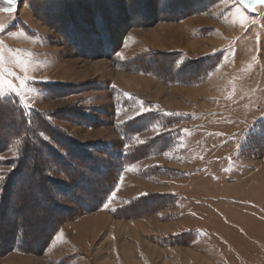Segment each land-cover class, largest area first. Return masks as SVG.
<instances>
[{"label":"rangeland","instance_id":"rangeland-1","mask_svg":"<svg viewBox=\"0 0 264 264\" xmlns=\"http://www.w3.org/2000/svg\"><path fill=\"white\" fill-rule=\"evenodd\" d=\"M168 4L0 1V98L19 100L7 81L34 77L24 92L30 129L72 160L42 161L44 187L70 210L40 207L25 187L9 193L8 208L0 202V264H264V151H241L264 129L252 126L264 119V4ZM20 137L0 149V184L19 160ZM162 139L174 146L161 153ZM150 164L152 176L140 175ZM80 173L77 186L67 179ZM73 191L95 204L107 194L87 212ZM141 194L149 196L133 202ZM18 229L30 246H9Z\"/></svg>","mask_w":264,"mask_h":264},{"label":"trees","instance_id":"trees-1","mask_svg":"<svg viewBox=\"0 0 264 264\" xmlns=\"http://www.w3.org/2000/svg\"><path fill=\"white\" fill-rule=\"evenodd\" d=\"M108 39V38H107ZM218 62L216 63L217 66ZM215 66V67H216ZM183 69L182 66L178 67L176 69L177 72H182L183 73ZM182 70V71H181ZM177 75V73H175ZM0 106L3 107L2 112H3V121L5 125V127L3 128V131L1 133V138H0V149H2L5 145V143L9 140L7 138H9L10 136H15L16 138L20 137V139H12V140H17L19 143H21V151L20 154L18 155V161L16 162L15 166L13 167V169L4 174L3 179L1 182V190H0V202L2 205V208H8V204L9 202L13 199V197H11V195L9 193H13L15 194L16 191L20 190L22 191V187H25V189L28 192V195L31 197V199H36V201L38 202L39 206L43 207V206H51L52 208H62L65 210H70L69 207H64L62 206L63 204L56 202L55 198H53L54 196H51V193H49L47 191V189L44 187L45 186V182L48 179V176H46L43 172V163L46 161L48 162V158L47 156H51V160H55L58 164H64V166L67 164H71L72 160H70L69 156L67 159L64 158L66 155V152H64L63 154L59 153L57 151V149H55V147H53L46 139H38V135L37 133L30 129L31 125H32V119L29 117V111L25 110L23 108V106L21 105V103L19 102L18 99L13 98V97H3L0 98ZM1 108V107H0ZM164 111H167L168 113H172L171 110L165 109L163 108ZM141 116L143 115H139L138 117L142 118ZM135 120V119H134ZM25 121L29 122V126H26ZM264 119L258 118L255 123H253L252 126H254L255 128H257L258 126H261V122H263ZM253 129V128H252ZM254 130H250V132H252ZM259 132V131H258ZM31 135L34 137L32 138ZM148 140L146 143L150 142H155L156 139H146ZM173 139H162V143H161V153L168 150L170 147L174 146V142L172 141ZM63 142L65 144V146H67V148H69L71 151L76 150V152L78 153H82L84 156V158H86L87 156V151L86 149H84V146L82 145H78L77 143L73 142V141H69V139H62L58 140ZM245 142V141H244ZM62 144V143H61ZM259 145V146H258ZM248 147H252L254 149H258L257 153L260 154L261 152L264 151V129L260 130L258 137L253 136V139H246V143L243 144L241 151H246V149ZM150 149V148H149ZM67 150V149H66ZM152 147H151V151H152ZM149 151V152H151ZM149 152H147V156L150 157L151 154H154L155 152L153 151V153L148 154ZM65 154V155H64ZM139 158H135L134 160L132 159L131 161H135ZM69 160V161H68ZM92 160V159H91ZM44 161V162H42ZM96 161H100L99 159H97ZM41 162V163H40ZM91 163L94 162V160L90 161ZM89 164L88 166H85L87 171H96V169L94 168L93 164ZM46 164V163H45ZM156 165L147 167L145 169H142L139 173L140 175H144L146 177L152 176L153 170L156 168ZM104 167L106 168V165H98L99 171H104ZM110 166L107 168L109 169ZM98 171V170H97ZM67 179L73 183L75 186H77V184H75L74 182H81L83 181V174L80 173V175L75 179L70 177L69 175H66ZM59 186H62V189L66 188V192H64L63 194L67 197H69V194L71 192V188L68 189V186L65 185V183H60ZM64 186V187H63ZM80 187V186H79ZM81 189V188H80ZM109 189V185L106 184L105 185V189L103 190H108ZM64 191V190H62ZM84 191V188L83 190ZM59 193V192H57ZM73 193H75L73 191ZM72 193V194H73ZM9 194V195H8ZM79 194H81L79 192ZM78 193H75V198H76V204H74L76 207H82L85 210L89 211H94L97 209H100L101 206H99L98 204H102L105 200L104 197H100L101 199H98L99 196L98 195H103V191L98 192L96 198L92 197V199L94 200H98V202L95 203H90L87 202L86 200H84L82 197L80 199ZM107 194V192L104 193L103 196H105ZM8 195V197H7ZM15 196V195H14ZM79 196V197H78ZM149 194H141L138 197L133 198V202L139 200L142 202V198L144 197H148ZM12 198V199H11ZM51 199V203L50 202ZM128 203H131V201L127 202V204L123 205L124 207H117L114 212H118L120 209L125 208ZM51 204V205H50ZM130 205V204H129ZM74 206V207H75ZM12 209L10 217L11 220H15V218L17 217V214L15 211ZM3 216V215H2ZM16 227H14V229L16 230ZM16 233V235H15ZM12 234H14V238L12 237V240L9 241V246L11 248H16V249H20L23 246H30L27 242H26V236H25V230L23 229H18L17 231L13 232ZM3 236V237H2ZM13 236V235H12ZM38 236V235H37ZM36 236V237H37ZM1 237L4 239V241L6 240L5 235H1ZM35 241V240H34ZM25 243V245H24ZM27 244V245H26ZM32 245V243H31Z\"/></svg>","mask_w":264,"mask_h":264},{"label":"snow or ice","instance_id":"snow-or-ice-1","mask_svg":"<svg viewBox=\"0 0 264 264\" xmlns=\"http://www.w3.org/2000/svg\"><path fill=\"white\" fill-rule=\"evenodd\" d=\"M241 2H243V0H241ZM4 3L8 4V5H15L17 3V0H4ZM251 4H264V0H248V4H246L245 6H249ZM160 5H161V10H163L164 8L168 7V0H160ZM4 11L7 12H12L13 8L12 7H8L6 9H3ZM2 56H0V60H2ZM14 75V74H13ZM34 77H29L27 75H25L21 80L19 85H17L14 81L8 80L7 81V90L8 91H12L15 92L16 96L19 98V102L21 103V105L23 106V108L25 110H31V105L27 104L24 102V92H25V81L28 79H33ZM7 79V77L5 75H0V96H5L6 95V91H5V84L4 81ZM144 111H148L147 108H144ZM143 112L141 113H137V115H142ZM130 119H135V117H130ZM129 171L132 170L131 166H129V168L127 169ZM121 180H123V176L120 177ZM115 195V193H113V196ZM111 202V200H109V203ZM105 208L108 207V204L104 205ZM62 233H60V236L62 237Z\"/></svg>","mask_w":264,"mask_h":264},{"label":"crops","instance_id":"crops-1","mask_svg":"<svg viewBox=\"0 0 264 264\" xmlns=\"http://www.w3.org/2000/svg\"><path fill=\"white\" fill-rule=\"evenodd\" d=\"M163 108H165V109H168V110H171V111H176V110H174V109H171V108H166V107H163ZM261 117L262 116V112H260L259 113V115L257 116V117ZM256 118V117H255ZM167 151V150H166ZM165 153H163L162 155H164ZM151 158H153V157H151ZM146 160V159H145ZM153 165H155V164H150V165H147L146 167H144V168H147V167H150V166H153Z\"/></svg>","mask_w":264,"mask_h":264},{"label":"water","instance_id":"water-1","mask_svg":"<svg viewBox=\"0 0 264 264\" xmlns=\"http://www.w3.org/2000/svg\"><path fill=\"white\" fill-rule=\"evenodd\" d=\"M0 1H4V0H0ZM19 0H17V2H18Z\"/></svg>","mask_w":264,"mask_h":264}]
</instances>
